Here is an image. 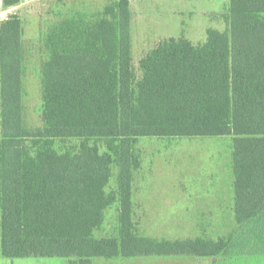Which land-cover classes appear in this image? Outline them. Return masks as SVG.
<instances>
[{"label":"trees","instance_id":"1","mask_svg":"<svg viewBox=\"0 0 264 264\" xmlns=\"http://www.w3.org/2000/svg\"><path fill=\"white\" fill-rule=\"evenodd\" d=\"M20 0H3L5 6ZM226 29L167 37L131 55L129 0L49 29L42 126L23 119L22 20L0 24V247L8 258L264 255V0H229ZM232 139L237 234L158 239L131 219L141 137ZM77 140L59 152L55 141ZM99 143H102L101 145ZM101 146L105 147L100 151ZM116 166V187L106 190ZM118 203L116 236L95 237Z\"/></svg>","mask_w":264,"mask_h":264},{"label":"rangeland","instance_id":"2","mask_svg":"<svg viewBox=\"0 0 264 264\" xmlns=\"http://www.w3.org/2000/svg\"><path fill=\"white\" fill-rule=\"evenodd\" d=\"M114 0H20L5 6L0 0V24L11 15L22 20L24 49L23 119L26 127L42 126L41 69L49 56L46 36L63 20L85 23L98 17ZM229 0H129L130 38L134 70L139 60L160 40L185 36L193 44L206 40L207 29H226ZM1 138V131H0ZM77 140H56L59 152ZM100 145L102 143H99ZM232 139L230 136L195 138L141 137L134 148L140 166L133 172L131 219L140 236L217 239L237 234L233 209ZM105 147L101 146L100 151ZM106 186L116 187V166ZM118 203L104 211L95 237L116 236ZM1 253V248H0ZM0 264H71L64 257L6 258ZM90 264H264V255L195 257L193 255L94 257Z\"/></svg>","mask_w":264,"mask_h":264},{"label":"crops","instance_id":"3","mask_svg":"<svg viewBox=\"0 0 264 264\" xmlns=\"http://www.w3.org/2000/svg\"><path fill=\"white\" fill-rule=\"evenodd\" d=\"M231 173L233 174V171H231ZM233 199H234V194H233ZM233 203H234V200H233ZM1 248V247H0ZM1 255H2V252L0 253ZM3 256V255H2ZM3 257H5V256H3ZM6 258H8V257H6Z\"/></svg>","mask_w":264,"mask_h":264}]
</instances>
